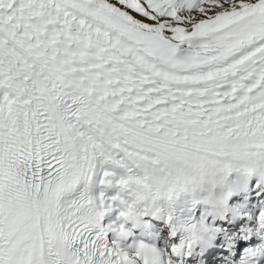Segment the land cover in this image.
I'll list each match as a JSON object with an SVG mask.
<instances>
[{
	"label": "snow or ice",
	"instance_id": "1",
	"mask_svg": "<svg viewBox=\"0 0 264 264\" xmlns=\"http://www.w3.org/2000/svg\"><path fill=\"white\" fill-rule=\"evenodd\" d=\"M0 264H264V0H0Z\"/></svg>",
	"mask_w": 264,
	"mask_h": 264
}]
</instances>
